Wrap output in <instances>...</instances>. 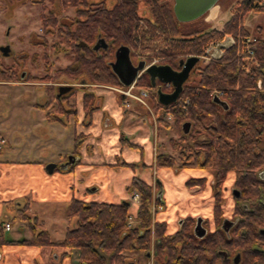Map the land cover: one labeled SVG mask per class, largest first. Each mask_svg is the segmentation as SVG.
I'll list each match as a JSON object with an SVG mask.
<instances>
[{"label": "trees", "instance_id": "1", "mask_svg": "<svg viewBox=\"0 0 264 264\" xmlns=\"http://www.w3.org/2000/svg\"><path fill=\"white\" fill-rule=\"evenodd\" d=\"M32 1L45 8L46 0ZM61 1L65 6L76 8V15L69 22H61L54 14L43 17L46 34H59L75 53L72 64L58 73L117 86L123 84L109 62L114 59L119 45L132 43L134 21L139 16L137 10L142 1L151 8V17L147 20L173 38L183 36L179 43L181 46L186 44L192 54H202L210 41H221L228 35L236 39L240 35L251 36L244 25L245 15L251 10L264 12V5L259 3L261 0H241L245 7L243 14L237 12L221 28L208 30L199 26L205 15L189 22L179 21L171 0H117L113 6L104 1ZM186 23L197 25L186 30L183 28ZM258 31L261 35L260 27ZM100 37L109 43L108 48H95ZM253 43L255 56L261 63L259 67L245 68L247 55H237L238 44L226 49L218 61L197 65L193 70L195 79L188 78L181 94L189 102L185 106L179 103L169 106L176 123L190 121L191 129L185 133L182 128L180 139H172L173 147L179 149L178 157L170 153L156 154L157 167L204 168L214 172L215 229L200 237L194 230L196 219L188 216L180 229L168 233L167 223L154 220L151 214L153 185L134 179L127 188L131 194L136 190L140 192L134 225L129 224L130 205L124 202L115 204L74 197L69 203L68 217L75 219V226L67 229L63 240L54 241L45 222L38 215L29 213L27 198L19 212L21 219L27 222L31 236L7 238L4 233L6 221L0 218V244L61 247L64 248L63 255H67L68 250L79 249L80 264H133L128 252L134 251L152 252L156 264H264V175L259 174L264 172V37L260 36ZM164 62L178 65L174 57ZM52 78L47 73L43 78L30 76L29 80L51 81ZM19 79L17 65L0 63V80ZM138 83L152 86L147 73ZM213 87L224 90L222 100L227 102V108L210 95ZM46 89L47 101L41 106L52 105L47 118L67 123L66 119L76 112V108L68 106L72 93L59 97L58 86L54 84L46 85ZM99 100L94 92H85L83 102L89 114L99 108ZM158 120L163 121L162 118ZM187 139L188 144L185 143ZM79 146L76 136L75 152ZM229 171L236 173L234 190L238 193H234V218L231 219L234 223L227 231L223 228L222 203L224 179ZM205 181L203 177L191 178L186 184L191 187Z\"/></svg>", "mask_w": 264, "mask_h": 264}, {"label": "rangeland", "instance_id": "2", "mask_svg": "<svg viewBox=\"0 0 264 264\" xmlns=\"http://www.w3.org/2000/svg\"><path fill=\"white\" fill-rule=\"evenodd\" d=\"M92 1H104L109 6H113L117 0H92ZM174 5V0H171ZM45 8L38 3H34L32 0H0V48L3 45L9 44L11 46V55H4L0 49V63L4 65H17L20 74V80H26L24 76L21 74V71L27 72L28 78L30 76L36 75L40 78H43L47 73H49L53 78L52 82L54 85L61 84H71L74 85L77 90L70 94L68 98V106L72 108H76V102L78 97L82 92L85 94L86 91L94 92L97 95V91L108 89V90H116V87H120L117 85L106 84L103 82H93L91 80H87L83 76L73 77V75H66L58 73L59 70H64L68 65L72 64L74 52L66 46V42L62 39V37L57 33L46 34L44 25H43V17H47L51 14H54L61 22H69L71 18L76 15V8L73 6H65L61 0H46ZM216 8V15L211 18L209 11L205 16L201 23L206 29L210 30L216 27H222L225 22H227L233 14L239 13L243 14V4H241V0H220L218 4L214 7ZM213 8V9H214ZM138 14L136 17L137 21L143 20V22L148 24L147 26L152 25L153 30H160L158 33L159 38H156L154 41L142 38L137 41L138 44L134 43V61L138 63V56L141 54H146V56H154V55H162L167 56L172 52L175 53L174 61H179L180 58L185 56V53H189L187 46H181L179 41L183 36H178L176 38L171 37L166 32H164L159 27L150 23L147 18L151 17V8L145 3L141 2L138 6ZM208 18V19H207ZM137 23L134 21V25ZM145 24L140 25V28L143 29ZM196 23H186L183 25L184 29L192 28L196 26ZM244 25L251 32V36L248 38L251 39L254 49H256L254 40L257 38L264 37V12H256L255 10H251L245 15ZM258 27L262 30L261 35L259 34ZM166 34V38L168 37L171 40L170 49L165 48V43L162 41L161 36ZM226 38V37H225ZM224 38V39H225ZM241 38H244L242 35ZM164 39V37H163ZM223 39V40H224ZM221 40V41H223ZM219 40H212L204 47L203 55L205 51L211 46H215ZM168 42V40H167ZM162 48V49H160ZM206 49V50H205ZM163 51V54L161 52ZM247 55V54H246ZM259 63V65L254 64V66H260V60L255 57ZM16 59V60H14ZM167 59V58H166ZM165 60V59H164ZM210 61V60H209ZM205 58L199 62V65L206 64L209 62ZM164 62V61H163ZM248 64V59H247ZM247 64L245 68L250 70V66ZM248 67V68H247ZM60 74V75H59ZM145 73H142L143 76ZM195 71L192 72L190 77L195 79ZM82 78L85 81H82ZM139 80V79H138ZM40 82L47 83L45 85L38 84L33 85L29 84H19L17 80H0V130L3 132V135H0L2 139H4L3 143H0V149L2 152L0 153V163L8 159H21L27 158L28 151H31V155H29L32 159H34L33 154L35 151L40 152L42 155H49L50 152L54 149V146L51 147V140L48 139L52 136L51 134V125L46 118L45 109L37 106L36 104H44L47 101V89L46 85L50 81L39 80ZM16 82V83H15ZM140 87H148L138 83ZM218 88V87H213ZM166 89H164L165 91ZM154 92V91H153ZM122 94L121 92H119ZM135 94L142 98L140 101L137 98L126 96L128 98H133L138 101L141 105L146 107L148 115H151L152 119L155 120V127L157 131V139H156V149L161 153H170L178 157L179 149L174 148L172 145V139L179 140L180 133L179 131L183 128V124L176 123L175 118L172 114V111L169 107H163L159 103L156 102V98L153 95L144 96L140 94V90L135 88ZM156 94V93H155ZM211 95V94H210ZM98 96V95H97ZM35 98V99H34ZM155 98V99H154ZM220 99H223L220 98ZM56 103V102H55ZM35 106V107H34ZM52 105L49 107H44L49 111ZM162 118L163 121H159L158 119ZM169 124H166V123ZM186 122V121H185ZM37 123V124H36ZM60 125V124H56ZM72 126H69L65 129V134L62 138H60V145L64 148H72V141H67V135L72 133ZM189 140L185 142L188 144ZM4 147V148H3ZM3 148V149H2ZM73 156V154H69V159ZM61 159V158H60ZM59 159V160H60ZM68 158L65 161H59L58 167L69 160ZM76 160V159H75ZM51 163V162H49ZM46 162L44 164V168L47 170ZM180 163V161H178ZM157 168H171V167H157ZM177 169V168H175ZM59 170V169H58ZM179 170V169H178ZM182 170V169H181ZM193 171L204 172L202 175H198L200 177L206 178L204 184H196L195 186H187L189 188H197L198 193H207L209 190H212V194L215 202V190H214V181L215 174L211 169L204 168H194L191 169ZM16 171V170H15ZM48 171V170H47ZM49 172V171H48ZM50 173V172H49ZM261 176L264 175V172L259 173ZM18 175V174H17ZM11 176H16L13 172ZM9 176V177H11ZM7 175L3 173L2 169H0V179L2 184H12L14 177H11L12 180L9 183H6ZM17 177V176H16ZM199 177V178H200ZM18 178V177H17ZM191 179V178H190ZM189 180V179H188ZM211 180V181H210ZM235 180L236 173L234 171H229L224 179V187H223V213L224 220L234 218V207H235ZM199 186V187H197ZM154 192H153V200L152 205L150 206L151 214L153 215L154 220L156 219V215L159 211L164 209V202L160 201L158 193V183H154ZM140 193L136 190V192L132 193L133 195L131 200H134V207L138 203V207L140 205V199L135 200L134 195L136 193ZM196 193V192H195ZM207 195V194H205ZM3 197V194H2ZM24 200V198H16L13 201H3L0 205H2V213L0 218L4 221L11 222V228L9 230H5V236L7 238L11 236H26L30 235L29 228L27 222L21 219L18 202ZM129 201V200H127ZM130 202V201H129ZM53 205V206H52ZM215 205V204H214ZM53 208H56L57 211L53 212ZM67 207L65 204H56V203H34L29 213L35 215L38 212L50 214L54 220L51 222L50 231L52 232V239L55 241L63 240L64 238V230L61 226L62 219H59V214L55 217L53 213H59L66 211ZM59 211V212H58ZM131 213V212H130ZM212 214V213H211ZM214 210L210 219H207L206 214H196V216H192L196 219L198 217H202L203 220H208V223H204V226L208 230L215 229V221H214ZM186 217L183 218V220ZM69 219V217H68ZM130 216L129 224L134 225L137 223ZM42 220V219H41ZM73 220V219H72ZM157 220V219H156ZM44 222V220H42ZM70 221V220H69ZM61 223V224H60ZM196 226V225H195ZM46 227V225H45ZM72 228L71 225L67 227ZM177 230V229H175ZM169 233V231L167 230ZM41 247V246H40ZM56 248V247H52ZM58 251H63L64 248L58 247L56 248ZM72 250H68V253H71ZM79 250V249H78ZM57 252H54L52 259L57 261L55 258ZM80 253V251H79ZM148 252L145 251H134L128 252L130 255V261L133 264H148L149 258L151 260L150 264H155V260L153 255L148 257ZM151 254H153L151 252ZM61 256V255H60ZM80 258V257H79ZM136 261V262H135ZM80 262V261H79ZM139 262V263H138ZM58 263V261H57Z\"/></svg>", "mask_w": 264, "mask_h": 264}, {"label": "crops", "instance_id": "3", "mask_svg": "<svg viewBox=\"0 0 264 264\" xmlns=\"http://www.w3.org/2000/svg\"><path fill=\"white\" fill-rule=\"evenodd\" d=\"M17 82L21 85L47 84L26 80ZM97 95L100 98V106L89 114L84 106L82 92L76 102V112L66 119L67 123L50 121L47 118L48 109L36 104L46 111V118L52 130V136L48 139L51 140V147L54 146V149L47 156L35 151L32 154L37 160H31L29 156L31 151H28L27 158L8 159L0 163V169L8 176L6 183L14 177L13 183L6 185L2 184L0 179L1 202L13 201L16 198H24L26 202L28 198L30 209L33 202L65 204L66 211L53 213L55 217L59 214L58 221L63 220L60 224L65 236L67 227L69 225L74 227L76 222L75 219L70 221L68 219L69 203L74 197L85 201H105L115 204L129 200L131 217L134 219L138 203L134 207L135 202L131 200L133 195L127 188L134 179H139L152 185L158 183L157 195L164 202L165 207L157 213L156 219L167 223L169 233L180 229L184 217L206 214L207 219L211 220L215 204L212 190L205 193L207 195L197 194V188H189L186 185L188 179L199 178L198 175L204 172L191 170L194 168L182 170L157 168L156 122L151 115H148L146 107L133 98L111 89L99 90ZM69 126H72L73 131L67 135V141H72L73 145L72 148H64L61 147L59 139L64 136V131ZM0 135L5 137L1 130ZM76 136L80 143L77 152L74 151ZM69 154H73L74 163H69L66 168L58 167V162L69 159ZM46 162L57 163L54 172L49 173L44 168ZM123 162L137 166L123 165ZM13 172L18 178L11 176ZM23 204L24 200L19 201V208ZM53 210V212L57 211L56 208ZM1 213L2 205H0V215ZM36 215L44 220L46 228L50 231L54 218L42 212ZM28 232L30 233V230ZM50 233L52 235L51 231ZM30 236L31 233L9 238L22 239ZM54 252H57L55 258L58 263L52 259ZM79 257L78 249L63 255V251L49 246L0 244V264H80ZM150 262L149 258L148 264Z\"/></svg>", "mask_w": 264, "mask_h": 264}, {"label": "water", "instance_id": "4", "mask_svg": "<svg viewBox=\"0 0 264 264\" xmlns=\"http://www.w3.org/2000/svg\"><path fill=\"white\" fill-rule=\"evenodd\" d=\"M220 0H174V13L176 18L181 22H189L196 20L204 15H206L214 6L218 4ZM108 42L104 38H99L95 44L96 49L101 47L106 48ZM1 51L4 55H9L11 53V46L9 44L1 46ZM200 62V57L193 55L187 59L181 58L178 65L180 69L174 68L171 64H153L145 68V62L139 61L137 64L133 63L130 57V47L128 45L122 44L115 51V60L110 62L113 71L117 74L120 81L124 85L131 84L138 76L139 72L144 70L150 76L152 86H156L157 81L170 82L172 83L174 89L172 92H165L161 88L158 89L159 101L164 105H169L172 102L177 101L181 92L184 89V83L191 76L192 71L196 68ZM74 85L65 84L59 86L58 95L61 96L72 90ZM216 101L222 103L226 108L228 104L226 101L220 99L219 97L214 98ZM191 129V122L186 121L183 124V130L185 133H189ZM69 163H74V158L71 157L67 162L63 163L61 167L66 168ZM57 167V163L51 162L47 165V170L52 173ZM234 193H238L234 190ZM127 205L130 204L129 201H124ZM231 219H225L223 221V228L229 230L233 225ZM195 233L203 237L207 233V228L203 225V218L198 217L195 226ZM239 258H236V262Z\"/></svg>", "mask_w": 264, "mask_h": 264}, {"label": "built area", "instance_id": "5", "mask_svg": "<svg viewBox=\"0 0 264 264\" xmlns=\"http://www.w3.org/2000/svg\"><path fill=\"white\" fill-rule=\"evenodd\" d=\"M135 21L137 23H135V26H134V29H133V32H132V36H133V41H132L133 50H134V43L138 44L137 41L139 39H142L143 37L146 38V39L152 40V41H154L156 38H159L158 33H160V30H158V29L153 30L151 28L152 25H150L151 27L147 26L148 24L147 23L145 24L143 22V20H140V21L135 20ZM139 23H140V25L145 24V26H143V29L140 28ZM163 37H164V39H163ZM161 38H162V41H164L163 43L166 44L165 48L166 49H170L171 48L170 47L171 40L168 37L166 38V34L161 36ZM227 38H231L232 42L230 44H225L224 41L218 42L215 46H211L207 50L205 49L206 51H205V53L203 55L199 54L200 58L202 60H203V58H205L208 61L209 60L210 61L211 60L218 61L223 56V54H224L226 49H228L229 47L233 46L234 44H238L237 55H239L240 53H246L247 54V59H248L247 66L251 67L254 64L259 65L257 59L255 58L256 57L255 56V49L253 47V44H252V41H251L250 38H248V37L241 38V35L239 36L238 39L234 38L233 36H229ZM167 40H168V42H167ZM160 49H162V48H160ZM146 54H148V53L141 54L140 56H138V61H144L145 62V68L144 69H146L147 67H149V66H151L153 64H160V63H162L164 61V59L171 58V57L174 56V55H167V56H163V57H162V55H159V56H157V55L146 56ZM185 54L186 55L183 56L182 58H186V57L194 55L192 53H185ZM143 72H144V70H142L138 74L137 78L131 84H129L127 86L116 87L115 89L118 90L119 92H121L122 95L131 96V97L137 98L140 101L144 102L140 96H137V94H135V88H137V89L140 90V94L141 95H144V96L153 95V97L156 98V99L155 98L154 99L156 100L157 103H159L163 107H169V106H165L164 104H162L159 101V99H158V89L159 88H161V89H170L172 87V84L170 82H162V81H160V82H158V84L155 87H151V88L140 87L138 85V79L141 77ZM210 94H211V96L213 98H215V97L222 98L224 96L225 92H224V90H222L220 88H211L210 89ZM188 102H189L188 98L180 96L179 99L175 103H179L180 105L182 104L183 106H185V104H187ZM3 142H4V139H2L0 137V143H3ZM134 199L135 200H139L140 199V193L137 192L134 195ZM10 228H11V223L10 222H6L5 223V229L8 230Z\"/></svg>", "mask_w": 264, "mask_h": 264}, {"label": "flooded vegetation", "instance_id": "6", "mask_svg": "<svg viewBox=\"0 0 264 264\" xmlns=\"http://www.w3.org/2000/svg\"><path fill=\"white\" fill-rule=\"evenodd\" d=\"M259 3H261V4H263L264 5V0H261ZM108 46H109V43H108ZM108 46L106 47V48H108ZM120 46V45H119ZM118 46V47H119ZM129 47H130V57H131V60L133 61V63H135V61H134V50H133V43H131L130 45H128ZM117 47V48H118ZM116 48V49H117ZM12 50V49H11ZM116 51V50H115ZM11 53H12V51H11ZM11 53L9 54V55H11ZM14 60H16V59H14ZM113 60H115V57H114V59ZM113 60H111V61H113ZM110 61V62H111ZM109 62V63H110ZM135 64H137V63H135ZM69 66V65H68ZM174 66V65H173ZM112 67V66H111ZM174 68H176V69H180V66L179 65H176V66H174ZM113 69V68H112ZM25 70V69H24ZM23 70V71H24ZM23 71H21V74L24 76V78L26 79V81H37V80H29V78H28V76H27V73H28V71L27 72H23ZM193 72V71H192ZM192 74V73H191ZM33 76H36V75H33ZM39 77V76H38ZM39 81V80H38ZM82 81H85V79L84 78H82ZM54 82H52V81H50V82H48V85L49 84H53ZM61 85H65V84H61ZM58 86V93H59V86L60 85H57ZM76 90H77V88L74 86L73 87V89L72 90H70L69 92H67V93H73V92H76ZM58 93H57V95H58ZM67 93H65V94H67ZM65 94H62V95H65ZM61 95V96H62ZM59 96V95H58ZM61 96H59V97H61ZM183 222V221H182ZM182 222H181V224H182ZM203 225H204V220H203ZM207 232H208V229H207ZM148 254V257L150 256L151 257V253L150 252H148L147 253ZM156 264V263H155Z\"/></svg>", "mask_w": 264, "mask_h": 264}, {"label": "bare ground", "instance_id": "7", "mask_svg": "<svg viewBox=\"0 0 264 264\" xmlns=\"http://www.w3.org/2000/svg\"><path fill=\"white\" fill-rule=\"evenodd\" d=\"M214 7H215V6H214ZM214 7H213V8H214ZM213 8L211 9L212 11L210 10V11H211V12H210V17H211V18H213V17L216 15V8H214V9H213ZM231 42H232L231 38H227V39L224 40V43H225V44H230Z\"/></svg>", "mask_w": 264, "mask_h": 264}]
</instances>
